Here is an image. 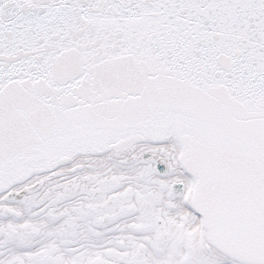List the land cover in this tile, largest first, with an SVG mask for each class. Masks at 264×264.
Listing matches in <instances>:
<instances>
[{
    "label": "snow or ice",
    "instance_id": "1",
    "mask_svg": "<svg viewBox=\"0 0 264 264\" xmlns=\"http://www.w3.org/2000/svg\"><path fill=\"white\" fill-rule=\"evenodd\" d=\"M0 264H264V0H0Z\"/></svg>",
    "mask_w": 264,
    "mask_h": 264
}]
</instances>
